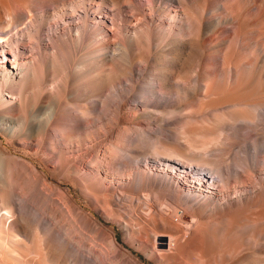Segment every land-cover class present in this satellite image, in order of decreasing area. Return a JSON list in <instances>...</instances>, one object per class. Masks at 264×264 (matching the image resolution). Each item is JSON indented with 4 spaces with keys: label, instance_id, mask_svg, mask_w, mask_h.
Wrapping results in <instances>:
<instances>
[{
    "label": "bare ground",
    "instance_id": "bare-ground-1",
    "mask_svg": "<svg viewBox=\"0 0 264 264\" xmlns=\"http://www.w3.org/2000/svg\"><path fill=\"white\" fill-rule=\"evenodd\" d=\"M257 94L264 0H0V264H264Z\"/></svg>",
    "mask_w": 264,
    "mask_h": 264
},
{
    "label": "rangeland",
    "instance_id": "rangeland-1",
    "mask_svg": "<svg viewBox=\"0 0 264 264\" xmlns=\"http://www.w3.org/2000/svg\"><path fill=\"white\" fill-rule=\"evenodd\" d=\"M249 24H250V20H249V22H248ZM247 23V24H248ZM248 24V25H249ZM263 95V96H262ZM259 97V99H264V94H257L256 95V98H258ZM206 109V107H205V105L203 104V102H201V100H200V96L199 95H197V96H193V97H191V98H189V100H187L186 102H184L183 104H181V105H179V106H177V107H175L169 114H167L166 116H171L172 117V119H176V121L177 122H182V123H185L186 124V122L187 123H191L192 122V120H197V119H199V118H202L204 115H205V110ZM139 112H141V113H139V114H137V115H133V110H123L122 112H121V114H122V116H121V118H120V123H121V125H124V124H126L125 123V121L126 122H129L130 124H132V125H137L139 122H141V121H145V122H148L149 121V119L148 118H144L143 119V111H142V109H139ZM171 117H168V118H171ZM180 118V119H179ZM141 119H143V120H141ZM177 119H179V121L177 120ZM191 121V122H190ZM194 122V121H193ZM95 126H97V125H95ZM153 128L154 127H156V124L154 123L153 125ZM92 127H93V125H92ZM260 154V153H259ZM258 154V155H259ZM151 160V159H150ZM51 178H52V181L55 183V184H57V182L59 181V180H61V177H59L58 176V174H51ZM158 191H161V190H159V189H157L155 192H156V194H157V196L158 197H160V200H164V196L163 195H161L160 194V192H158ZM162 192V191H161ZM73 193H74V195H75V197L77 198V199H80V200H84L85 201V198H84V196L81 194V192H80V190H79V188H76V187H74L73 188ZM63 204V203H62ZM65 206V205H64ZM179 213H181L182 214V210H180V212ZM95 215L98 217V218H100V220L106 225V226H108L109 228H114L115 230H116V232H117V238H118V240L121 242V240H122V242H123V239H122V233H121V230H120V228L116 225V224H114V223H112V222H109V221H107V220H105V218H103L99 213H97V212H95ZM256 218V219H255ZM262 219V220H261ZM258 222H257V221ZM263 218L262 217H259L258 215H252V217H250V219L248 220V221H245V222H243V225L244 224H246L245 226H250V228H249V231L250 232H253V231H257L258 233H260V234H264V222H263ZM49 221L50 222H52L53 224H54V221L52 220V219H49ZM253 221H256V222H253ZM260 222V223H259ZM263 222V223H262ZM253 223V224H252ZM259 224V225H258ZM260 226V227H259ZM57 228V227H56ZM58 229V228H57ZM253 230V231H252ZM86 234L88 235V236H90L91 235V233H89V232H86ZM97 242H99V241H97ZM197 256V255H196ZM139 257L145 262V263H147V264H154V263H152L151 261H149L148 259H146L143 255H141V254H139Z\"/></svg>",
    "mask_w": 264,
    "mask_h": 264
}]
</instances>
